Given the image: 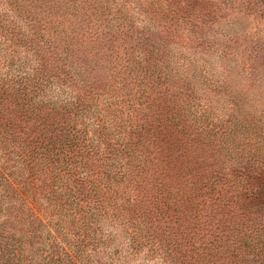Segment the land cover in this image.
Wrapping results in <instances>:
<instances>
[{
	"label": "trees",
	"instance_id": "16d2710c",
	"mask_svg": "<svg viewBox=\"0 0 264 264\" xmlns=\"http://www.w3.org/2000/svg\"><path fill=\"white\" fill-rule=\"evenodd\" d=\"M181 8L0 0V264H264V108Z\"/></svg>",
	"mask_w": 264,
	"mask_h": 264
},
{
	"label": "rangeland",
	"instance_id": "374dc122",
	"mask_svg": "<svg viewBox=\"0 0 264 264\" xmlns=\"http://www.w3.org/2000/svg\"><path fill=\"white\" fill-rule=\"evenodd\" d=\"M148 1L181 5L179 16L197 22L196 31L216 43L213 66L264 108V0Z\"/></svg>",
	"mask_w": 264,
	"mask_h": 264
}]
</instances>
